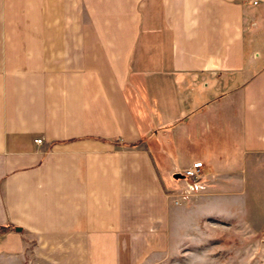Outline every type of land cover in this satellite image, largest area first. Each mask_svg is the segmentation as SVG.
Segmentation results:
<instances>
[{
    "label": "crops",
    "instance_id": "1",
    "mask_svg": "<svg viewBox=\"0 0 264 264\" xmlns=\"http://www.w3.org/2000/svg\"><path fill=\"white\" fill-rule=\"evenodd\" d=\"M0 226V264L264 232V0H0Z\"/></svg>",
    "mask_w": 264,
    "mask_h": 264
},
{
    "label": "rangeland",
    "instance_id": "2",
    "mask_svg": "<svg viewBox=\"0 0 264 264\" xmlns=\"http://www.w3.org/2000/svg\"><path fill=\"white\" fill-rule=\"evenodd\" d=\"M215 84V81L209 82L211 87ZM168 235L170 236V234ZM212 237V241L207 242L206 246L200 244L193 251H188L187 245L180 248L179 251L172 249L171 246L169 248L168 245V248L164 249L162 253H154L141 264H264V253L260 248V244H263L262 247H264V232L258 236L245 235L241 242H238L240 239L236 234L228 233L225 235L214 232ZM224 241L228 244L227 249L221 248ZM226 254L233 258L226 261Z\"/></svg>",
    "mask_w": 264,
    "mask_h": 264
},
{
    "label": "built area",
    "instance_id": "3",
    "mask_svg": "<svg viewBox=\"0 0 264 264\" xmlns=\"http://www.w3.org/2000/svg\"><path fill=\"white\" fill-rule=\"evenodd\" d=\"M256 3L255 1L254 4ZM36 143L40 144L41 139H37ZM176 174H178L179 177L174 179L183 185L173 193L167 194V196L171 198L173 205L180 206L204 190L205 176L203 172V163L202 161H195Z\"/></svg>",
    "mask_w": 264,
    "mask_h": 264
},
{
    "label": "trees",
    "instance_id": "4",
    "mask_svg": "<svg viewBox=\"0 0 264 264\" xmlns=\"http://www.w3.org/2000/svg\"><path fill=\"white\" fill-rule=\"evenodd\" d=\"M10 228H11L10 226H0V230H3V231H7Z\"/></svg>",
    "mask_w": 264,
    "mask_h": 264
},
{
    "label": "water",
    "instance_id": "5",
    "mask_svg": "<svg viewBox=\"0 0 264 264\" xmlns=\"http://www.w3.org/2000/svg\"><path fill=\"white\" fill-rule=\"evenodd\" d=\"M173 177H174V178H178V177H179V175H178V174H176V175H174ZM15 231H16V232H20V231H21V228H19V227H16V228H15Z\"/></svg>",
    "mask_w": 264,
    "mask_h": 264
}]
</instances>
